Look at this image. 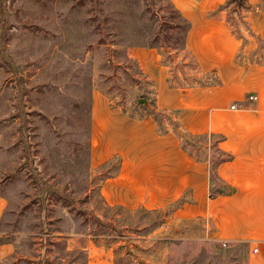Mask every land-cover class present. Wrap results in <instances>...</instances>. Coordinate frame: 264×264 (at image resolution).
Returning <instances> with one entry per match:
<instances>
[{
	"label": "rangeland",
	"instance_id": "rangeland-1",
	"mask_svg": "<svg viewBox=\"0 0 264 264\" xmlns=\"http://www.w3.org/2000/svg\"><path fill=\"white\" fill-rule=\"evenodd\" d=\"M104 1L0 0V264H246L244 244L212 238L209 220L174 218L171 207L161 224L164 212L109 205L101 196L119 163H91L92 90L142 116L139 95L152 89L133 77L130 63L118 65L116 46H104L114 41L104 30ZM150 1L171 82H216L176 49L185 29L179 14ZM233 5L230 29L246 39L253 32Z\"/></svg>",
	"mask_w": 264,
	"mask_h": 264
},
{
	"label": "crops",
	"instance_id": "crops-1",
	"mask_svg": "<svg viewBox=\"0 0 264 264\" xmlns=\"http://www.w3.org/2000/svg\"><path fill=\"white\" fill-rule=\"evenodd\" d=\"M171 1L191 24L188 52L201 72L214 73L217 81L172 86L170 66L157 49L133 45L127 53L152 81L158 108L172 111L184 131L224 136L219 146L233 158L219 165L218 174L230 190L212 197L208 160L184 150L173 131L159 133L153 117H132L94 89L91 163L100 166L114 157L119 163L103 180L101 196L109 205L148 210L184 200L174 218L209 220L212 238L242 242L246 264H264V59H257L259 40H264L261 0H247L252 7L241 11L253 32L246 39L230 29L228 11L220 8L227 0ZM4 207L0 196V216Z\"/></svg>",
	"mask_w": 264,
	"mask_h": 264
},
{
	"label": "trees",
	"instance_id": "trees-1",
	"mask_svg": "<svg viewBox=\"0 0 264 264\" xmlns=\"http://www.w3.org/2000/svg\"><path fill=\"white\" fill-rule=\"evenodd\" d=\"M164 1L169 8L179 14L185 25L183 39L180 43V47L176 49L188 52L186 38L191 24L175 7L171 0ZM104 2L105 8L104 10L102 9V11H106V18L109 16L107 18L108 20H105L108 21V23L105 24L106 28H104V30L107 29V34L112 36L114 40L112 43L105 42L104 46H116L113 51L118 57H120L118 65L122 66L123 63H130L136 71V74L133 75V77L137 79L141 77L147 81L148 77L141 70L137 60L131 58L128 55L127 49L129 46L133 45L145 46L149 48H155L163 55L161 52L162 45L160 46L158 44L159 31L156 29L155 22L151 17L152 15H149L154 10L152 9V2L150 0H105ZM231 3L234 4L233 9L237 13L241 12L243 9L249 10L252 7L250 4H248L247 0H227L226 3L220 6V8L225 9ZM168 48L172 47L169 46ZM261 57L264 59V55H261ZM163 61L165 62V59H163ZM147 82L152 85V81L150 79H148ZM169 82L170 85H174L171 80H169ZM101 91L108 95L105 91H103V89ZM154 93L155 92L152 85V89L150 90L149 94H151L153 97L149 96L148 92H143L141 95H139V97L148 98L152 106L151 108H148L144 105H140L139 108L144 109L146 114H143L139 117H143L145 115L153 117L157 124L159 133L166 134L169 131H173L180 138L181 145L184 150H186L197 160L209 161L211 183L210 195L212 197L229 192V184L226 183L218 174L219 165L233 158L231 153L223 150L219 146V143L224 139V136L219 133L192 134L184 131L179 121L174 118L172 111L158 108ZM132 108L136 109L133 105ZM122 109L124 112H126V109L123 107ZM130 116L135 117L136 115L130 114ZM183 202L184 200L180 199L168 208L156 209L152 211L165 213V216L161 222V224H163L166 222L168 210L171 207H174L171 209L174 211L176 208L182 205Z\"/></svg>",
	"mask_w": 264,
	"mask_h": 264
},
{
	"label": "water",
	"instance_id": "water-1",
	"mask_svg": "<svg viewBox=\"0 0 264 264\" xmlns=\"http://www.w3.org/2000/svg\"><path fill=\"white\" fill-rule=\"evenodd\" d=\"M138 103H139L138 105L144 104L148 108H151L152 107L151 104H150V102H149V100L146 99V98H140Z\"/></svg>",
	"mask_w": 264,
	"mask_h": 264
},
{
	"label": "built area",
	"instance_id": "built-area-1",
	"mask_svg": "<svg viewBox=\"0 0 264 264\" xmlns=\"http://www.w3.org/2000/svg\"><path fill=\"white\" fill-rule=\"evenodd\" d=\"M249 99H251V100L257 99V96L256 95H250ZM232 107H235V105H232ZM224 245H227L226 241H224Z\"/></svg>",
	"mask_w": 264,
	"mask_h": 264
}]
</instances>
